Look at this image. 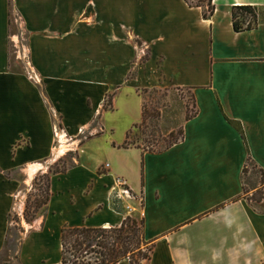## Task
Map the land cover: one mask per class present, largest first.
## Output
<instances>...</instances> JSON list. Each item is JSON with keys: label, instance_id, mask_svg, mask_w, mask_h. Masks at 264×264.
<instances>
[{"label": "crops", "instance_id": "crops-1", "mask_svg": "<svg viewBox=\"0 0 264 264\" xmlns=\"http://www.w3.org/2000/svg\"><path fill=\"white\" fill-rule=\"evenodd\" d=\"M214 5L206 20L186 0H0V253L23 185L43 172L32 178L31 166L52 165L89 133L77 163L51 176L22 264H61L65 227L121 226L131 213L126 196L124 213L112 207L118 180L142 199L146 239L156 246L150 264H264V200L245 198L249 158L264 178V24L236 32L232 16L234 6L264 0ZM17 21L28 35L27 70L13 51ZM172 85L190 89L197 104L184 139L163 152L124 148L143 121L142 92ZM123 95L132 120L116 137L104 122ZM57 118L64 129L56 132ZM108 132L97 160L93 141Z\"/></svg>", "mask_w": 264, "mask_h": 264}, {"label": "rangeland", "instance_id": "rangeland-1", "mask_svg": "<svg viewBox=\"0 0 264 264\" xmlns=\"http://www.w3.org/2000/svg\"><path fill=\"white\" fill-rule=\"evenodd\" d=\"M14 25L16 26L14 30L17 31L15 34L19 35L13 47L14 55L17 59L21 60L24 69L27 70L30 68L27 55L28 35L21 21L15 22ZM131 74L133 76L134 71H132ZM114 93L115 91H112L111 94ZM142 96L145 99L147 107V122L142 129L131 130L132 134L129 142L135 146L139 145L147 151L164 150L177 139L181 138L182 129L184 128L187 118L194 115L196 109L193 92L172 85L167 88L147 90V92H142ZM110 99L111 100H107V108H110L112 104L110 103L112 101V96ZM130 120H132L130 117V96L123 95L121 96L118 109L106 115L104 127L109 128V130L115 128L116 137H119L130 125ZM94 125L100 129L99 120H96ZM60 128L62 129L63 126L61 125L60 119L57 118L55 129L58 131ZM89 135V133L81 135L75 147H67L65 151L66 154L63 157L55 163H52V165H48L45 170L40 169L38 173L40 171L43 172H40L29 186L23 185L11 214L12 227L9 232L8 242L5 243L4 249L0 253V264H22L21 256L24 242L33 232H39L42 227L39 222H41L46 214V206L44 203L49 195V182L51 176L66 171L77 163L80 155L78 146L82 147L81 152L83 151L82 153H85L84 149H86V147L84 143L87 142L86 138L89 137ZM110 135L111 133L108 132L104 138L93 141L91 154L97 160H102L106 157L102 147H107L108 137ZM68 142L69 144L73 143L71 137L68 138ZM58 146L59 144L57 143L56 148H58ZM247 173V194L245 198L247 200H258L263 198L264 179L260 170L254 164L250 163ZM14 176L24 180V176L21 175V173ZM32 178H34V176ZM252 186H256L257 189L252 191ZM121 190L124 191L125 188L122 187ZM125 193L126 192L123 194L124 196H126ZM126 197L130 200L126 203L132 214V216L131 214L130 216L141 220V197H136V199H134L133 195L132 199L128 196ZM113 200L121 210L120 213H124L125 208L121 198L115 194ZM253 203L255 204L258 202L253 201ZM117 212L119 213V211ZM48 256L52 260H56L59 257V246L54 245L48 252ZM144 264H148V262H144Z\"/></svg>", "mask_w": 264, "mask_h": 264}, {"label": "trees", "instance_id": "trees-1", "mask_svg": "<svg viewBox=\"0 0 264 264\" xmlns=\"http://www.w3.org/2000/svg\"><path fill=\"white\" fill-rule=\"evenodd\" d=\"M186 2L191 8H201L203 10V17L206 20L211 19L215 14L216 8L214 0H186ZM263 13L264 7L234 6L232 16L235 31H249L264 24ZM195 109L194 115L188 117L186 121L193 119L198 114L196 100ZM227 119L245 137L241 123L235 122L229 118ZM146 122L147 107L145 103L143 121L136 128L142 129L146 125ZM131 134L132 131L128 133V140L123 146L124 148L135 146L129 142ZM184 135L185 132L183 128L181 138L177 139L169 147L161 151L150 152H163L181 142L184 139ZM138 147L144 149L139 145ZM144 150L147 151L146 149ZM250 163H253L251 158L248 159V165ZM245 172H247V170ZM50 183L51 178L49 182V195L44 203L45 206H47L50 201ZM246 194L247 189L245 190V196ZM263 200L264 197L249 201L262 202ZM112 207L116 211L121 212L114 200H112ZM61 241V264H120L125 260H128L130 264H144V262H148L149 264L153 259L156 247L154 242H150L146 239L144 219L138 220L131 216H128L121 226L114 228L65 227L62 230Z\"/></svg>", "mask_w": 264, "mask_h": 264}, {"label": "bare ground", "instance_id": "bare-ground-1", "mask_svg": "<svg viewBox=\"0 0 264 264\" xmlns=\"http://www.w3.org/2000/svg\"><path fill=\"white\" fill-rule=\"evenodd\" d=\"M60 155H61L60 153H56V158H58ZM46 168H47L46 166H42L40 164H35V165L31 166V168H30V176L33 177L36 173H38V171L40 169H44L45 170Z\"/></svg>", "mask_w": 264, "mask_h": 264}, {"label": "built area", "instance_id": "built-area-1", "mask_svg": "<svg viewBox=\"0 0 264 264\" xmlns=\"http://www.w3.org/2000/svg\"><path fill=\"white\" fill-rule=\"evenodd\" d=\"M55 130H56V129H55ZM56 132H57V130H56ZM118 184H119L120 187H124V188H125V184H124L122 181L118 180ZM124 192H126V193H125L126 196L130 197V191H129L127 188H125L124 191L121 190V193H119L118 196H119V197H120L121 195L124 196V195H123Z\"/></svg>", "mask_w": 264, "mask_h": 264}]
</instances>
